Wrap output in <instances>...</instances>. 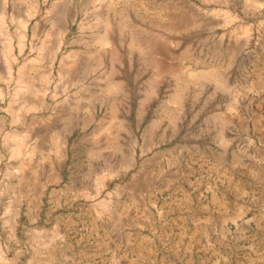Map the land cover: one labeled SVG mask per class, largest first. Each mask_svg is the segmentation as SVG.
Masks as SVG:
<instances>
[{
    "label": "rangeland",
    "instance_id": "374dc122",
    "mask_svg": "<svg viewBox=\"0 0 264 264\" xmlns=\"http://www.w3.org/2000/svg\"><path fill=\"white\" fill-rule=\"evenodd\" d=\"M12 45L0 264H264V0H40Z\"/></svg>",
    "mask_w": 264,
    "mask_h": 264
},
{
    "label": "bare ground",
    "instance_id": "6f19581e",
    "mask_svg": "<svg viewBox=\"0 0 264 264\" xmlns=\"http://www.w3.org/2000/svg\"><path fill=\"white\" fill-rule=\"evenodd\" d=\"M11 3H13V0H0V36L4 39L6 48L8 49L9 52V56L13 60H16L17 55L14 53L15 49L12 45V38L14 36L18 37L19 51L22 52L26 43V39L29 36V20L31 17L34 18L39 13L40 0H37V2H35V4L32 6V9L26 14V17L19 19L18 26L15 28V30H12L11 27V23H13L14 20L16 19L14 12L12 14L10 12ZM43 79L46 80L45 86L40 90L37 89L35 91H41V93L43 94V98L46 99L50 93V84L52 83V79H53L52 74L49 73V76H44ZM51 96H55V95H51ZM10 141H12V145H11L12 148L11 150L9 149L11 151L10 153H12L11 156H18V154H20L24 149L25 146L24 139L19 137L18 135H11ZM13 223L14 222H12V224ZM2 250L3 248L0 247V252H3Z\"/></svg>",
    "mask_w": 264,
    "mask_h": 264
}]
</instances>
